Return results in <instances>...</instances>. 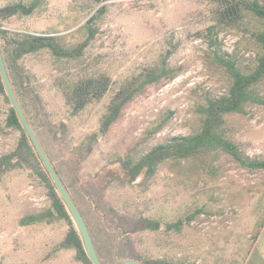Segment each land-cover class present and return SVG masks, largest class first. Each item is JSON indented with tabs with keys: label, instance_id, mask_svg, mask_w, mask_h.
Instances as JSON below:
<instances>
[{
	"label": "rangeland",
	"instance_id": "1",
	"mask_svg": "<svg viewBox=\"0 0 264 264\" xmlns=\"http://www.w3.org/2000/svg\"><path fill=\"white\" fill-rule=\"evenodd\" d=\"M10 1L14 0H0V4ZM37 3L28 16L0 18V27L58 35L61 42L73 45L84 38L82 25L99 6L94 0ZM103 3L106 11L96 20L98 30L79 59H58L44 49L22 58L52 121L67 120L77 135L97 127L110 91L76 116L62 99L61 82L78 71L104 72L112 82L166 56L176 73L148 85L125 105L109 130L99 136L84 162L85 172L111 165L127 153L138 155L169 136L195 131L200 121L197 107L205 95L222 93L228 84L216 55L230 56L243 68L250 66L259 51L253 32L262 27L256 17L248 15L233 28L216 27V44H211L206 27L212 24L213 0ZM259 90L264 93V82ZM247 109L246 115L226 116L229 134L248 155L264 156V105L251 104ZM5 111L0 95V153L18 137L16 130L4 127ZM108 196L122 209L158 217L164 223L183 219L180 231L162 226L133 234L143 256L179 259L185 264H237L250 247L263 214L264 170L242 167L221 151L169 158L146 184H114ZM48 205L43 182L29 169H13L0 178V264H82L73 249H56L67 229L63 220L19 223L23 215ZM196 208L203 212L188 222L185 217Z\"/></svg>",
	"mask_w": 264,
	"mask_h": 264
},
{
	"label": "trees",
	"instance_id": "2",
	"mask_svg": "<svg viewBox=\"0 0 264 264\" xmlns=\"http://www.w3.org/2000/svg\"><path fill=\"white\" fill-rule=\"evenodd\" d=\"M94 1L99 6L82 25L85 36L73 45L64 44L58 35L10 31L0 27V49L11 85L29 124L84 218L101 261L115 264L125 259H136L143 264H185L179 259L143 256L132 237L143 231L159 230L162 226L165 230L180 231L182 218L164 223L158 217L122 209L110 200L108 193L114 184L122 187L135 182L146 184L166 159H189L208 152L221 151L242 167L264 170V156L248 155L229 134L226 121L229 114L246 115L248 105H264V93L259 90V85L264 82V0H213L212 24L206 27L211 44H216L213 36L216 27L233 28L240 25L245 17L252 15L262 23V27L253 32L259 51L251 65L244 68L230 56L216 55L228 75V84L222 93L205 95L197 107L200 121L195 131L169 136L150 145L138 155L127 153L118 156L111 165L85 172L84 162L94 152L99 136L109 130L125 105L148 85L172 78L176 73L166 62V56L157 64L112 82L111 76L104 72L78 71L61 82L62 99L70 109V114L76 116L89 103L110 91L108 104L97 127L77 135L70 129L67 120L52 121L41 94L32 84L30 73L22 64V58L44 49L58 59H79L95 37L98 30L96 20L106 11L103 0ZM37 6V0L6 2L0 4V18L28 16ZM0 95L6 103L3 125L18 132L14 145L0 153V178L13 169H29L43 182L49 200L48 206L38 212L23 215L19 218V223L25 225L63 220L67 229L56 244V249H73L77 261L93 264L84 251L80 235L60 194L10 104L1 77ZM163 124L158 125L155 130ZM202 212V208H196L185 218L189 222ZM263 225L264 210L252 235L250 247L237 264L244 263Z\"/></svg>",
	"mask_w": 264,
	"mask_h": 264
},
{
	"label": "water",
	"instance_id": "3",
	"mask_svg": "<svg viewBox=\"0 0 264 264\" xmlns=\"http://www.w3.org/2000/svg\"><path fill=\"white\" fill-rule=\"evenodd\" d=\"M0 77L1 81L3 83L6 95L10 101L11 106L13 107L21 125L22 128L24 129L30 143L32 144L36 154L38 155L41 163L43 164L46 172L50 176L53 184L56 187V190L60 194L73 222L74 225L80 235V238L82 240V244L84 247V251L88 257V259L93 263V264H105L101 261L99 258L90 232L88 230V227L85 223L84 218L82 217L79 209L77 208V205L73 201L72 197L70 196L68 190L66 189L65 185L63 184L61 178L59 177L57 171L53 167L51 161L49 160L47 154L45 153L41 143L39 142V139L37 138L35 132L33 131L31 125L29 124L22 108L21 105L15 95V92L13 90V87L11 85L6 65L3 59V55L0 49ZM115 264H143L141 261L136 260V259H125L120 262H117Z\"/></svg>",
	"mask_w": 264,
	"mask_h": 264
},
{
	"label": "crops",
	"instance_id": "4",
	"mask_svg": "<svg viewBox=\"0 0 264 264\" xmlns=\"http://www.w3.org/2000/svg\"><path fill=\"white\" fill-rule=\"evenodd\" d=\"M243 264H264V225L254 240Z\"/></svg>",
	"mask_w": 264,
	"mask_h": 264
}]
</instances>
